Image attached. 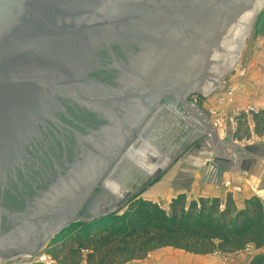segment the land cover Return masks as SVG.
Here are the masks:
<instances>
[{"label":"water","instance_id":"1","mask_svg":"<svg viewBox=\"0 0 264 264\" xmlns=\"http://www.w3.org/2000/svg\"><path fill=\"white\" fill-rule=\"evenodd\" d=\"M263 1L0 0V262L123 207L107 179L158 111L184 128L176 156L215 136L188 98Z\"/></svg>","mask_w":264,"mask_h":264},{"label":"crops","instance_id":"2","mask_svg":"<svg viewBox=\"0 0 264 264\" xmlns=\"http://www.w3.org/2000/svg\"><path fill=\"white\" fill-rule=\"evenodd\" d=\"M236 89L232 101L216 109L221 110L217 113L225 126L214 133L215 136L210 133L207 138L210 144H201L194 155H187L172 179L178 177L179 172L184 173L179 181L188 201H217L222 211L230 198L235 212H240L254 197L264 207V65L254 70ZM234 144L237 147L233 148ZM207 154L209 158L205 159ZM212 163L223 171L222 179ZM227 183L229 186H225ZM261 254H264V247L256 249L253 245L237 252L214 251L209 254L163 247L150 252L142 260L126 264H250Z\"/></svg>","mask_w":264,"mask_h":264},{"label":"rangeland","instance_id":"3","mask_svg":"<svg viewBox=\"0 0 264 264\" xmlns=\"http://www.w3.org/2000/svg\"><path fill=\"white\" fill-rule=\"evenodd\" d=\"M226 52L228 53L229 51L221 50L218 48L213 49L211 47L204 69L200 74L198 84L202 86L199 85L198 91L194 92L188 98V102H191L199 107V109L203 113L204 118L209 120V125L210 127H212V130L215 131V133L222 127L219 128L216 126V128L214 126L216 120L212 114L215 111L221 112V110L218 111L216 109H218L222 105H225V102H223L222 105H219L218 100H221L220 98L227 99L228 93L231 91L235 94L234 89H236L237 85L245 83V81L251 76L254 70H257L260 65H264V7L255 17L252 30L250 31L248 36L245 37V42L242 45L239 56L234 54L233 62L232 58H229L228 62H225L222 60L225 57ZM158 116L159 113L156 115V117ZM166 121L169 122L174 128V130L170 129L167 134L169 135L168 137L165 136L166 141L172 139L174 132L175 135L179 133V136L178 138L176 137V141L174 142V144H168V142L166 144H161V146L158 144L156 146L157 149L154 148L150 149V151H147L149 153L147 155L148 163L146 165L150 168H155L157 166V164L159 163V159H156L157 156L155 158L153 154H151L156 150L158 155H160L162 158L165 157V160H169L168 163L159 170L155 169L154 172H152V174L149 176V178L135 176V178L133 177L132 180L128 181L127 186L124 190H131V198L125 203L123 207L107 216L106 218L108 220L105 223L101 222V219H84L76 224L71 225L57 238L46 243L39 250V252L34 255L35 261L40 255L46 254L55 264H88V256L93 254L94 249L98 248V245L90 244V241L100 236L101 230L109 227L110 224H112L116 220V216H123L127 212L131 203L142 200L149 201L156 203L166 211H169L170 200L172 202L178 196H181L184 189L183 186H180L182 184L179 181V178L183 176L184 173L179 172L178 177H174L173 179L172 175L175 174V170L179 166L180 162H182L187 155H194L195 151L199 150L201 144L205 146L206 144H208V137L206 136L200 138L196 142L192 143L182 153H180V155L176 156L179 152L178 148L181 143L185 142L186 136L185 134L179 132L180 124L178 120L175 121L168 118ZM166 121L163 123V126L158 129H154V131L152 130V132H154L156 135L158 132H162L163 134H165V131L167 130V128H169V124ZM150 123H146L144 127H146L147 129ZM222 126H225V123H223ZM197 129L199 128L197 127ZM145 135L146 134H144V137H141V143L147 142L150 138V134L148 132L146 138ZM144 138L146 139V141L144 140ZM133 147L136 148L138 147V145H135ZM204 158L208 159L209 154H207V156H205ZM124 178V180L127 181V176H125ZM15 260L20 262L25 259H23L22 257H16L12 261ZM99 261L100 258L96 259L94 261V264L98 263Z\"/></svg>","mask_w":264,"mask_h":264},{"label":"trees","instance_id":"4","mask_svg":"<svg viewBox=\"0 0 264 264\" xmlns=\"http://www.w3.org/2000/svg\"><path fill=\"white\" fill-rule=\"evenodd\" d=\"M115 219L90 241L98 248L88 256V264L98 258L96 264H126L163 247L193 254L237 252L249 245L264 247V207L255 197L240 212H235L230 198L222 211L217 201L188 202L186 195L174 199L169 211L142 200L131 203L127 212ZM107 220L101 218L103 223ZM250 264H264V254Z\"/></svg>","mask_w":264,"mask_h":264},{"label":"bare ground","instance_id":"5","mask_svg":"<svg viewBox=\"0 0 264 264\" xmlns=\"http://www.w3.org/2000/svg\"><path fill=\"white\" fill-rule=\"evenodd\" d=\"M263 2H261V4ZM213 49H215V48L213 47ZM218 49L225 50L223 48H218ZM210 50H211V48H210ZM233 56H234V53H231V52L227 53L226 52V55L222 61L228 62L229 58H232V62H233ZM199 85L200 84H198L196 90H198ZM206 85H207V83H206ZM200 86H202V85H200ZM158 113H160L161 116L157 118L156 115ZM153 115L154 116L151 117L152 123H150V121H149L150 125L148 126L147 129L145 127L143 129L144 131L142 132V135H143L142 137H144V134L147 135V132L150 134V138L148 139V141L147 142L143 141L144 143L139 142V145L136 148L133 146L131 148H129L125 152V154L123 155V157L119 161V163L116 165V167L113 169L109 178L107 179V182H106L107 189L109 190V192H111L112 194H115L119 198H124L128 193L131 192V190H124V189L126 188L128 181L132 180L133 177L135 178V176H141L142 178H149V176L152 174V172H154L155 169L159 170V169L163 168L169 161L168 159L165 160V157L162 158L160 155H158L156 152L157 150H156L154 153H151V154H153V156L155 158L157 156L156 159H159V163L157 164V166L155 168H150L149 166L146 165L148 163L147 162V160H148L147 155L149 153L147 151H150V149H154V148L157 149L156 146L158 144L161 146V144L164 143V142H161V137H164L165 134L166 135L168 134V132L165 134H163L162 132H158L156 135L154 132H152V130L154 131V129H156V128L158 129L161 126H163V123L161 120L165 116H166V120L168 119L169 116L167 115V113L163 112L161 110V111H158L157 113H155ZM172 120L177 121L176 118L175 119L172 118ZM167 123L169 125H171L169 122H167ZM167 130L170 131L169 128H167ZM146 135H145V138H146ZM148 137H149V135H148ZM145 138H144V140L146 141ZM154 142H156V143H154ZM165 143H167V141H165ZM125 176H127V181L124 180ZM129 176H131V177H129Z\"/></svg>","mask_w":264,"mask_h":264},{"label":"built area","instance_id":"6","mask_svg":"<svg viewBox=\"0 0 264 264\" xmlns=\"http://www.w3.org/2000/svg\"><path fill=\"white\" fill-rule=\"evenodd\" d=\"M232 97H233V92L231 91L228 93L227 99L220 98L221 100H218L219 105H222L223 102L227 103V102L232 101ZM251 111L254 112L255 110L252 109ZM212 115L215 117V120H216L214 126L221 128L223 124L222 117L216 111ZM225 186H229V183L225 184ZM22 258L25 260H22L20 262L16 260H15L16 262L10 260V261H5V262H0V264H55L51 260V258L48 257L46 254L40 255L36 261L34 260V256H24Z\"/></svg>","mask_w":264,"mask_h":264},{"label":"flooded vegetation","instance_id":"7","mask_svg":"<svg viewBox=\"0 0 264 264\" xmlns=\"http://www.w3.org/2000/svg\"><path fill=\"white\" fill-rule=\"evenodd\" d=\"M154 116V115H153ZM161 116V114L159 113V116L158 117H160ZM157 117V118H158ZM161 120V119H160ZM162 123H164L165 121H166V117H164L162 120ZM150 122L152 123V120L150 119ZM169 129H172V130H174V128H173V126H171V125H169ZM167 132H169L168 130H166L165 131V133H167ZM171 132H173V131H171ZM180 132L181 133H184V128L183 129H181L180 130ZM165 136H167L168 137V135H164V137H162L161 138V142H164L165 143V141H166V137ZM166 144V143H165ZM183 143H181V145H182ZM181 145L179 146V148L181 147ZM179 148H178V150H179Z\"/></svg>","mask_w":264,"mask_h":264}]
</instances>
